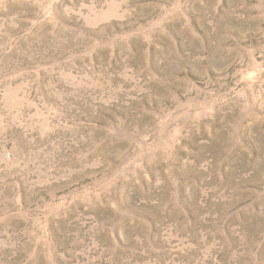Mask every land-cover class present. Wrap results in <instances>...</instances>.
<instances>
[{"label":"rangeland","instance_id":"obj_1","mask_svg":"<svg viewBox=\"0 0 264 264\" xmlns=\"http://www.w3.org/2000/svg\"><path fill=\"white\" fill-rule=\"evenodd\" d=\"M0 264H264V0H0Z\"/></svg>","mask_w":264,"mask_h":264}]
</instances>
